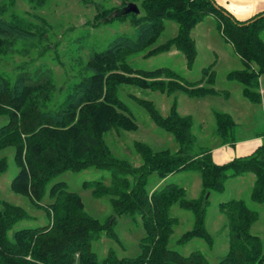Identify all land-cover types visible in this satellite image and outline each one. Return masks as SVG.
Returning a JSON list of instances; mask_svg holds the SVG:
<instances>
[{
  "label": "trees",
  "instance_id": "16d2710c",
  "mask_svg": "<svg viewBox=\"0 0 264 264\" xmlns=\"http://www.w3.org/2000/svg\"><path fill=\"white\" fill-rule=\"evenodd\" d=\"M137 8L138 14L119 18L133 28V36H118L104 51L93 53L85 66L88 75L71 85L59 105L54 102L49 106L56 89L47 71L20 73L13 82L0 75V117L7 118V123L0 127V151L12 148L18 169L10 188L16 195L27 198L33 208L42 210L47 218L43 226L14 230L18 222L29 216L23 208L0 200V264H208L198 251L183 256L168 248L178 223L177 218L169 215L170 208L177 205L193 216L192 228L182 234L178 245L201 239L212 247L214 240L206 229L207 194H221L229 179L252 174L255 181L250 199L264 205V142L249 156L216 165L210 150L200 146L192 133L191 116L179 115L176 102L164 117L151 101H137L158 128L172 135L178 151H154L135 142L134 151L141 164L134 167L114 156L105 141L113 130L137 129L128 107L118 97L121 86L158 91L167 96L181 92L189 98L228 95V91L213 87V64L201 70L200 80L187 82L170 69L143 71L127 63L132 54L143 53L147 58L174 49L184 55L186 68L191 69L197 56L193 30L209 16L215 18L216 29L243 65L241 70L228 72L226 78L242 86L245 100L252 105L260 104L264 12L238 21L213 0H143ZM166 21L177 24V34L154 46ZM34 36L18 22L0 17V46L27 42ZM61 92L62 89L56 97ZM213 118L214 134L221 145H233L236 124L232 117L214 112ZM89 168L112 171L109 186L103 182L84 183L85 188H91L94 198L107 197L117 216L140 217L145 235L141 253L136 257L118 258L109 251L99 261L91 244L102 234L116 237L113 222L101 223L90 217L78 194L69 191L64 182L52 183L64 172ZM6 170L7 161L1 158L0 174ZM181 171L199 174L202 192L198 198L188 199L185 189L176 184L147 191L150 175L164 180ZM128 176L133 177V184ZM46 197L47 202L41 204ZM218 209L225 218L221 231L227 232L228 251L217 264H264L261 240L250 233L258 213L237 199L218 203Z\"/></svg>",
  "mask_w": 264,
  "mask_h": 264
},
{
  "label": "rangeland",
  "instance_id": "374dc122",
  "mask_svg": "<svg viewBox=\"0 0 264 264\" xmlns=\"http://www.w3.org/2000/svg\"><path fill=\"white\" fill-rule=\"evenodd\" d=\"M142 1L0 0L1 18L18 22L24 29L35 33V36L27 42L2 43L0 75L13 82L16 75L20 73L32 74L37 69L47 71L55 85L56 94L62 89L59 96L56 97V94H53V100H50L49 106L54 102L59 105L71 85L88 75L85 66L93 53L104 51L118 36H133V28L127 21L115 19L114 14L116 10L125 7L128 3L140 6ZM100 14L101 18L98 19L97 16ZM216 25L215 18L209 16L194 28L192 37L196 44L197 56L191 69L186 68L184 55L174 49L147 58L143 57V53L132 54L127 58V63L133 69L143 71L170 69L187 82L200 80L201 70L213 64L215 72L213 87L218 91H228V95L189 98L181 92L167 96L158 91L143 90L134 86L119 87L118 97L128 107L137 129L130 132L113 130L106 135V144L114 156L138 167L141 160L134 151L135 142L144 143L154 151L169 150L173 153L178 151L179 147L172 135L158 128L146 110L138 104L137 101L141 99L151 101L164 117L168 115L172 104L176 102L179 115L191 116L192 133L198 144L206 150L212 147L213 140L209 136L215 138V121L210 111L232 114L236 119H247L240 122L242 127H249L243 130L246 135L262 131V124L257 113L251 111L237 113L236 109L239 105L245 107L254 105L243 98L242 86L239 83L226 78L228 72L241 67V62L230 55V53L233 54L231 48L226 45ZM177 31L178 26L175 22L166 21L165 29L154 46L175 37ZM261 37L264 38V31ZM6 123L7 118L1 116L0 127ZM235 130L238 132V129ZM13 157L12 148L0 151V159L5 158L7 161L6 172L0 174V200L23 208L29 216L28 219L18 222L14 230L43 226L47 223L44 212L33 208L27 198L16 195L10 188L18 171ZM127 179L133 184V177L128 176ZM111 180L112 171L89 168L81 172H64L52 181V183L64 182L69 191L78 194L90 217L101 223L113 222L112 230L116 237H107L102 234L91 244L99 261L109 251H113L118 258L136 257L141 253L140 244L145 235L138 215H115L107 197L96 199L92 195L91 188L83 186L87 182H103L109 186ZM254 181V175L245 174L226 181L221 194L206 195L208 198L206 229L214 240L212 247L201 239H193L184 245L177 244L182 234L192 228L193 216L191 212L182 210L177 205L172 206L169 215L177 218L178 223L173 228L168 248L178 251L183 256L198 251L206 258L208 264H217L228 251L227 232L221 231L225 218L219 212L218 203L237 199L244 201L250 210L258 213V219L251 226L250 233L260 238L264 258V205L254 203L250 199ZM168 184L183 187L188 199H196L202 192L201 179L195 171L177 172L164 180L150 175L146 189L151 192ZM46 202L47 197L41 204Z\"/></svg>",
  "mask_w": 264,
  "mask_h": 264
},
{
  "label": "crops",
  "instance_id": "0c3cea01",
  "mask_svg": "<svg viewBox=\"0 0 264 264\" xmlns=\"http://www.w3.org/2000/svg\"><path fill=\"white\" fill-rule=\"evenodd\" d=\"M214 3L229 12L236 20L238 21H247L256 14L260 12H264V0H213ZM263 38V37H262ZM264 40V38H263ZM228 45V44H226ZM233 54L230 53L233 59H237L240 61L239 57L231 47ZM229 49V48H228ZM216 56V54H215ZM241 62V61H240ZM243 65L241 63V67L237 70H241ZM259 90L261 95V103L254 106H241L237 107V113H257L258 118L262 124V131L255 132L251 135L244 134L243 130L248 129L249 127H242L240 122L247 119H236L234 115L228 114L232 117L233 121L236 124L235 130V143L233 145H221L219 140H215L213 136H209L212 141V147L209 148L211 153L212 162L216 165H223L235 158H241L251 155L258 147L262 145L264 142V75L259 78ZM227 99V98H226ZM247 101V100H246ZM251 104V103H250ZM243 110H246L243 112ZM210 113H214V111H210ZM243 134V135H242Z\"/></svg>",
  "mask_w": 264,
  "mask_h": 264
},
{
  "label": "water",
  "instance_id": "95a60500",
  "mask_svg": "<svg viewBox=\"0 0 264 264\" xmlns=\"http://www.w3.org/2000/svg\"><path fill=\"white\" fill-rule=\"evenodd\" d=\"M129 13H134V14H138L139 13L138 8H137V6L135 4L128 3L125 7L116 10L114 16L116 18H120V17L126 16Z\"/></svg>",
  "mask_w": 264,
  "mask_h": 264
}]
</instances>
